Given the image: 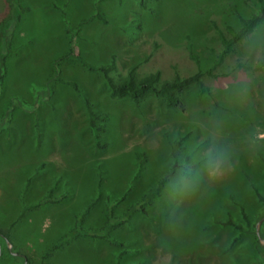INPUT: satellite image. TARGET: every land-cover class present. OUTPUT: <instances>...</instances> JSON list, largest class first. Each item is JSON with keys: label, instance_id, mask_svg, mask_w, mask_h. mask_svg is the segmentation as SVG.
<instances>
[{"label": "rangeland", "instance_id": "rangeland-1", "mask_svg": "<svg viewBox=\"0 0 264 264\" xmlns=\"http://www.w3.org/2000/svg\"><path fill=\"white\" fill-rule=\"evenodd\" d=\"M230 6L242 17L252 12L245 0H152L145 8L136 0H0V114L12 96L33 100L35 109L13 108L0 133V232L7 234L0 264H264L255 242V229L264 240V204L250 186L264 192V18L206 73L221 50L214 26H239ZM96 11L105 21L92 17L72 40L86 62L113 54L120 75L136 64L139 74L157 70L162 79L199 70L209 93L191 83L178 93L182 108L158 97L134 104L109 97L99 73L61 62L59 79L75 81L107 115L106 146L96 148L71 87L58 81L40 95L47 102L34 99L53 59L69 48L66 28ZM179 137L180 166L145 199ZM136 151L146 153L138 171ZM48 191L61 199L23 209ZM229 196L251 230L232 244L236 231L214 222L229 213L244 223Z\"/></svg>", "mask_w": 264, "mask_h": 264}, {"label": "trees", "instance_id": "trees-1", "mask_svg": "<svg viewBox=\"0 0 264 264\" xmlns=\"http://www.w3.org/2000/svg\"><path fill=\"white\" fill-rule=\"evenodd\" d=\"M136 1L141 7L145 8L146 4L152 0H136ZM245 2H248L252 7V12L247 17H242L235 11L234 6H230L231 11L237 17V20L239 23L238 28L234 29L231 26L226 25L224 27V32H223V30L214 26L215 33L221 44V50L217 54L216 59L211 64L210 68L206 70L207 74H210L211 69L214 68L217 64H219L225 55L233 52L234 45L241 38H243L247 33L252 31V29L264 18V0H254V2L245 0ZM16 17L18 18V15ZM61 17H63L62 20L67 25L66 18L64 17L63 11L61 12ZM92 17H96L97 19H100L103 22L105 21V19L102 16V13L99 11H96L94 15L78 20L72 30L70 28H66L65 32L68 35L69 48L65 53L60 54L56 58L53 59V63H52L53 73L47 77L45 81L46 84L44 83L45 88H40V91L35 90L34 99L40 98V95L41 97L42 95L44 96V93L48 96L52 92V86L54 85L55 82H58V81L61 83H65L69 87H71L72 90L75 92L76 96L81 101L85 109L86 116H87V128L89 130V133L91 134L93 145L96 148L103 149L106 146V144L102 142L101 137L105 130L103 123L106 121L107 115L105 113H98L93 109L88 96L85 94L83 89H81L77 85L75 81H72V80L61 81L59 79L57 74L59 73V63L61 62L78 63L86 71L99 73L104 83L107 86L109 97L117 98V99L127 98L134 104L141 103L150 97H158L163 100L165 106L167 107L182 108L183 104L178 96V93L182 92L191 83L196 84L199 95L209 93L207 86L202 83V80H201L202 73L199 70L187 76H180L178 74H174L169 79H162L160 77L159 71L157 70L152 71V72H147L144 74H139L136 71V68H137L136 64L129 65L125 69V73L123 75H120L117 71L115 57L113 54L110 55L109 60L106 63L91 64V63L86 62L81 57L79 52L75 51L73 44H74V40L79 38L78 32L80 31L81 27L84 24H86L88 21H90ZM72 40H73V44H72ZM186 47L188 49V56L190 57V59H192L195 63H197V56L192 52L189 42L186 43ZM260 64L264 65V53H262ZM238 66L243 69H250V66H247L245 64H238ZM4 71H5L4 55L3 53H0V91H1V81L4 75ZM12 99L13 100L9 101L6 111L0 114V133L6 129V124L8 123L10 119L11 111L13 108L21 107L23 110H28L30 108H31V111L35 110V109H32L34 106L33 100L32 102H26L17 96H12ZM47 100L48 98H46L45 100L40 98V104H42V102L44 101L47 102ZM184 138L185 137H179L169 142L168 155L171 160L170 165L165 171V173L163 174V176H161L156 181L155 185L149 188L146 193H144L143 197L145 199L148 198L149 194H152V192H156L159 194V190L171 178L175 169H177L180 166L179 157H180L181 150L183 148ZM134 157H135V161L138 166V169H137L138 171L142 167L144 162L146 161V153L144 151H136L134 152ZM185 162L189 163L187 162V160ZM250 186L253 190L255 198L259 202L264 204V192L259 190L257 185L254 183H251ZM61 197H62L61 195H57L56 198H53L50 191H48L46 196H44L43 198H41L39 201L35 203H31L29 205L24 206L23 209L36 207L40 205V203L45 202V200L47 199L54 200L53 202H56L59 199H61ZM122 197L123 196L119 197V199ZM229 199L231 200L232 203L237 205L240 215L242 219L244 220V223L242 224L238 221L233 220L231 216L229 215V213L227 214L226 218L222 220H214V222L222 227L230 226L236 231V234L232 237L230 241V244H232L242 234L249 233L251 230L248 226L247 215L243 207L241 206V204L238 201H236L232 196H229ZM0 234L2 235L4 239H7L6 233L0 232ZM255 242H256V248L260 252L262 250V247L264 246L259 245L258 239L255 240ZM59 243L60 242L52 245L50 250L56 248L59 245ZM122 252L123 250L120 251L119 254H121ZM18 255L21 256V258L23 259L25 263H28L29 260L24 254H18Z\"/></svg>", "mask_w": 264, "mask_h": 264}, {"label": "water", "instance_id": "water-1", "mask_svg": "<svg viewBox=\"0 0 264 264\" xmlns=\"http://www.w3.org/2000/svg\"><path fill=\"white\" fill-rule=\"evenodd\" d=\"M258 222H259V221H258ZM255 234H256V236L258 237V239H259L261 242H264V240L261 239V238L259 237V235H258V230H257V229H255Z\"/></svg>", "mask_w": 264, "mask_h": 264}, {"label": "flooded vegetation", "instance_id": "flooded-vegetation-1", "mask_svg": "<svg viewBox=\"0 0 264 264\" xmlns=\"http://www.w3.org/2000/svg\"><path fill=\"white\" fill-rule=\"evenodd\" d=\"M12 253H14V252L12 251Z\"/></svg>", "mask_w": 264, "mask_h": 264}]
</instances>
